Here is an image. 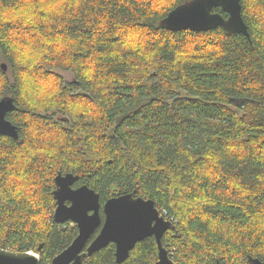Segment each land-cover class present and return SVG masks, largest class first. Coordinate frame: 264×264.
Listing matches in <instances>:
<instances>
[{
    "label": "trees",
    "instance_id": "16d2710c",
    "mask_svg": "<svg viewBox=\"0 0 264 264\" xmlns=\"http://www.w3.org/2000/svg\"><path fill=\"white\" fill-rule=\"evenodd\" d=\"M188 1L0 0V100L18 132L0 135V249L51 264L72 243L52 195L71 173L102 222L110 198L152 200L175 264L264 261V0H240L249 39L163 29ZM157 255L146 238L121 264ZM84 264H117L115 246Z\"/></svg>",
    "mask_w": 264,
    "mask_h": 264
},
{
    "label": "water",
    "instance_id": "95a60500",
    "mask_svg": "<svg viewBox=\"0 0 264 264\" xmlns=\"http://www.w3.org/2000/svg\"><path fill=\"white\" fill-rule=\"evenodd\" d=\"M215 8H220L227 17L213 12ZM160 25L170 32H207L221 27L228 34H239L249 39L247 26L241 15L240 0H190L171 10L161 20ZM0 67L4 72L7 70L4 63ZM15 108L11 98L0 100V135L17 140V127L6 119V115ZM77 180L78 177L71 173H58L54 178L53 220L58 224L72 223L77 227L78 233L72 243L53 258L51 264H84L86 258L110 244L115 246L116 263L121 264L129 257L136 244L151 237L155 239L158 247L155 264H175L162 245L163 235L174 231L175 226L160 214L152 200L136 196L135 191L110 198L102 207V222L99 195L85 185L74 188ZM76 193H88L89 196L83 199L74 195ZM137 205L150 209L146 221L137 218ZM247 260L249 264H264V261L251 256ZM0 264L40 262L32 252L0 249Z\"/></svg>",
    "mask_w": 264,
    "mask_h": 264
},
{
    "label": "snow or ice",
    "instance_id": "6c2138e0",
    "mask_svg": "<svg viewBox=\"0 0 264 264\" xmlns=\"http://www.w3.org/2000/svg\"><path fill=\"white\" fill-rule=\"evenodd\" d=\"M74 195L79 196V197H81L83 199H87L88 196H89L88 193H76ZM135 209H136V212L138 213V217L137 218L140 221H146L147 218H148L150 209L144 207L143 205H137V206H135Z\"/></svg>",
    "mask_w": 264,
    "mask_h": 264
},
{
    "label": "rangeland",
    "instance_id": "374dc122",
    "mask_svg": "<svg viewBox=\"0 0 264 264\" xmlns=\"http://www.w3.org/2000/svg\"><path fill=\"white\" fill-rule=\"evenodd\" d=\"M0 64H2V62H0ZM60 75H62L63 79L66 81V82H70L73 80V75L70 73V72H63V71H60L59 72ZM33 253V252H32ZM35 254V253H33ZM36 255V254H35Z\"/></svg>",
    "mask_w": 264,
    "mask_h": 264
},
{
    "label": "built area",
    "instance_id": "2783aa9c",
    "mask_svg": "<svg viewBox=\"0 0 264 264\" xmlns=\"http://www.w3.org/2000/svg\"><path fill=\"white\" fill-rule=\"evenodd\" d=\"M166 220H168L167 219V217H165L166 216V214L164 213V214H162V213H160ZM168 221H170V220H168Z\"/></svg>",
    "mask_w": 264,
    "mask_h": 264
},
{
    "label": "flooded vegetation",
    "instance_id": "af4514ba",
    "mask_svg": "<svg viewBox=\"0 0 264 264\" xmlns=\"http://www.w3.org/2000/svg\"><path fill=\"white\" fill-rule=\"evenodd\" d=\"M93 239V238H92Z\"/></svg>",
    "mask_w": 264,
    "mask_h": 264
}]
</instances>
